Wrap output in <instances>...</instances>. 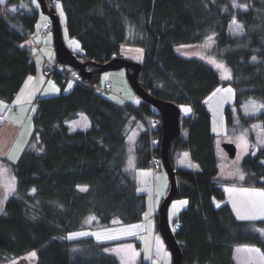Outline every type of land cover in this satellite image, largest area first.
<instances>
[{
    "label": "trees",
    "instance_id": "obj_1",
    "mask_svg": "<svg viewBox=\"0 0 264 264\" xmlns=\"http://www.w3.org/2000/svg\"><path fill=\"white\" fill-rule=\"evenodd\" d=\"M25 1L30 12L20 9L14 14L5 8ZM46 1L56 12L58 4L62 6L69 37L79 44V49L68 47L88 71L122 57V44L140 46L145 53L139 74L142 86L158 98L192 107L191 115L181 114V134L170 147L176 198L188 199L171 222L179 225L174 233L183 253L181 264H237L236 246H256L264 253V219L241 220L229 204H215V199H225L220 183L264 189V147L242 159L245 180L220 181L216 135L205 103L219 85L233 86L235 101L225 108L230 132L234 111L246 100L264 104V0H241L246 10L234 9L230 0ZM32 4H0V100L11 102L35 73L27 45L39 17ZM233 18L243 25L242 36L228 34ZM210 37V53L229 68V80H222L220 66L179 51ZM101 75L94 73L65 92L67 79L55 74L61 93L39 100L33 133L13 164L17 191L0 215V263L35 252L34 264H121L107 249L125 240H72L67 235L143 219L147 199L138 190L134 169L149 167L152 155L145 116L159 118V137L162 122L158 110L142 99L133 105L97 91ZM81 115L88 127L71 131L68 123ZM239 117L244 122L260 120L264 126V107L257 115ZM184 150L197 168L176 167ZM90 218L94 222L89 223ZM155 219L158 227V213ZM137 264L150 263L140 259Z\"/></svg>",
    "mask_w": 264,
    "mask_h": 264
},
{
    "label": "rangeland",
    "instance_id": "obj_2",
    "mask_svg": "<svg viewBox=\"0 0 264 264\" xmlns=\"http://www.w3.org/2000/svg\"><path fill=\"white\" fill-rule=\"evenodd\" d=\"M8 0H0V4L5 5ZM33 7L39 11L35 30L30 33L29 40L37 43L40 55L45 58L55 57V46L53 33H43L47 26L49 17L41 12L37 0H31ZM234 9L246 10L247 5L241 0H230ZM26 5V3H24ZM28 5V4H27ZM21 5L26 13L28 7ZM17 9H15L16 11ZM57 14L60 17L63 37L67 46L79 49V44L69 37L65 24V14L62 6L58 4ZM51 21V20H50ZM228 34L239 37L244 34V27L236 18H233L228 27ZM213 46V38H208L204 43L181 47L180 53L187 56L197 57L214 65L220 66L222 80H229L231 73L229 68L218 57L210 53ZM44 53V54H43ZM121 56L135 61L143 62L145 58L144 49L132 44H122L120 49ZM46 54V55H45ZM46 59V58H45ZM101 84L111 83L114 96H121L122 100L128 101L133 105L140 104L141 98L135 93L130 85L126 70H112L102 73ZM54 80V81H53ZM48 85L41 89L38 98L34 102H21L12 104L0 100V215L5 209L6 202L17 191V178L13 169V164L17 163L22 156L28 141L33 133L35 114L39 100L41 98L57 96L61 93L62 87L53 78ZM75 82V81H74ZM74 83L67 81L65 92L71 90ZM43 90V91H42ZM235 101V89L231 84L219 85L205 99L206 106L211 113V129L216 135V145L218 156L220 157L218 179L220 181L232 179L238 182L245 180V173L242 168V159L250 154H256L261 147H264V126L260 120L243 121L239 113L245 116L257 115L264 107L262 101L250 98L240 107L238 112L234 111L235 127L228 130L226 121V106H233ZM182 116H189L192 107L188 104L181 106ZM147 120V119H146ZM70 130L85 129L89 122L85 116L81 115L78 119L68 123ZM186 134V131H183ZM233 142L237 147V155L230 158L223 149L224 142ZM131 164V159H130ZM176 167L183 169H195L196 164L192 161L188 150L182 151L175 160ZM134 176L138 183V190L146 194L147 208L143 219L135 223H114L109 226L87 227L81 230L69 232L68 239H79L93 237L97 241L125 240L112 245L107 251L115 255L121 264H137L143 259L150 264H171L172 254L167 247L161 233L155 228V215L159 211V206L163 198L166 197L170 181L168 174L162 167L154 170L150 167L134 169ZM225 194L224 200L215 199L216 206L229 204L233 213L241 220L264 219V189L246 185L231 183H220ZM186 201L181 204L177 202ZM188 199L176 198L169 207L170 223L178 213L186 208ZM117 221V220H116ZM89 223L94 222L90 218ZM33 253L35 255H33ZM234 257L237 264H264V253L256 246H236ZM36 253L32 252L23 259H16L0 264H34Z\"/></svg>",
    "mask_w": 264,
    "mask_h": 264
},
{
    "label": "water",
    "instance_id": "obj_3",
    "mask_svg": "<svg viewBox=\"0 0 264 264\" xmlns=\"http://www.w3.org/2000/svg\"><path fill=\"white\" fill-rule=\"evenodd\" d=\"M42 13L52 20L54 25L53 37L57 59L66 65L78 70L84 79H89L94 73H104L112 70L125 69L128 81L135 93L145 102L155 107L162 122L161 158L163 167L168 174L170 187L168 194L160 204L158 211V229L172 254L171 264H181L183 253L175 237L174 230L169 221V207L177 197L178 184L176 169L170 157V147L173 140L181 134V108L172 101L163 100L149 93L141 84L139 74L142 69L140 62H135L124 57H116L105 64H96L97 69L88 71L86 63L80 61L65 43L60 17L54 7H50L46 0H37ZM223 149L230 158L237 155V147L233 142L227 141L222 144Z\"/></svg>",
    "mask_w": 264,
    "mask_h": 264
},
{
    "label": "crops",
    "instance_id": "obj_4",
    "mask_svg": "<svg viewBox=\"0 0 264 264\" xmlns=\"http://www.w3.org/2000/svg\"><path fill=\"white\" fill-rule=\"evenodd\" d=\"M24 3H26V5H27L29 2H27V1L19 2V3L15 4L13 7L21 8L22 7L21 5L26 7V5ZM27 11L30 12L29 7H28ZM36 41H37V43L41 42L39 40H36ZM27 45L32 50L33 62L36 66V70H35L34 74L29 75L25 79L20 91L16 94L14 99L11 101L12 104H16V103L18 104L21 102H34L36 98L40 97L38 95L40 94L41 89L43 88V90H44V86L46 87L48 85V83L53 80L52 77L50 78V77H47L45 75V73H44V70H45L44 58L42 55H40L39 51L34 46V43L32 41H29ZM49 59H52V58L49 56ZM156 214H157V212H156ZM155 228H157L156 227V221H155Z\"/></svg>",
    "mask_w": 264,
    "mask_h": 264
},
{
    "label": "built area",
    "instance_id": "obj_5",
    "mask_svg": "<svg viewBox=\"0 0 264 264\" xmlns=\"http://www.w3.org/2000/svg\"><path fill=\"white\" fill-rule=\"evenodd\" d=\"M53 29V26L51 23H49V25L47 26L46 29L43 30V33H46V30L51 31ZM60 67V63L58 62L57 59H54L53 61H49L47 63V68L45 70V74L47 76H51L54 72H59L61 73L63 76H67L70 77L73 81L75 82H80L81 79V75L78 72H74L73 75L68 76L67 73H65L64 71L59 69ZM97 90L103 91V92H111L112 87L111 84L106 83L104 88H100L97 87ZM150 145H151V151H152V157H151V161H150V166L152 167V169L154 170H158L161 165H162V160L160 157V145H161V140L160 137L158 135H156V131L158 129V120L156 118H153L150 122ZM159 150V152H158ZM176 227H178V225H176Z\"/></svg>",
    "mask_w": 264,
    "mask_h": 264
},
{
    "label": "snow or ice",
    "instance_id": "obj_6",
    "mask_svg": "<svg viewBox=\"0 0 264 264\" xmlns=\"http://www.w3.org/2000/svg\"><path fill=\"white\" fill-rule=\"evenodd\" d=\"M177 203L184 204V203H187V202L186 201H181V202H177ZM33 255H35V254L33 253Z\"/></svg>",
    "mask_w": 264,
    "mask_h": 264
}]
</instances>
